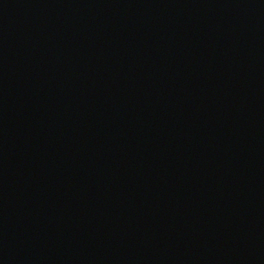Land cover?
I'll list each match as a JSON object with an SVG mask.
<instances>
[{
    "label": "water",
    "instance_id": "95a60500",
    "mask_svg": "<svg viewBox=\"0 0 264 264\" xmlns=\"http://www.w3.org/2000/svg\"><path fill=\"white\" fill-rule=\"evenodd\" d=\"M0 264H264V0H0Z\"/></svg>",
    "mask_w": 264,
    "mask_h": 264
}]
</instances>
